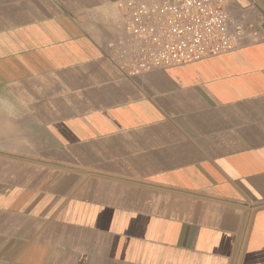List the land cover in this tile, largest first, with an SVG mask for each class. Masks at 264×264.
Masks as SVG:
<instances>
[{
	"label": "crops",
	"instance_id": "0c3cea01",
	"mask_svg": "<svg viewBox=\"0 0 264 264\" xmlns=\"http://www.w3.org/2000/svg\"><path fill=\"white\" fill-rule=\"evenodd\" d=\"M127 0H0V264H264V0L242 50L129 74Z\"/></svg>",
	"mask_w": 264,
	"mask_h": 264
},
{
	"label": "built area",
	"instance_id": "2783aa9c",
	"mask_svg": "<svg viewBox=\"0 0 264 264\" xmlns=\"http://www.w3.org/2000/svg\"><path fill=\"white\" fill-rule=\"evenodd\" d=\"M233 0H127L125 20L108 44L110 58L139 74L230 54L260 40V29L234 16Z\"/></svg>",
	"mask_w": 264,
	"mask_h": 264
}]
</instances>
